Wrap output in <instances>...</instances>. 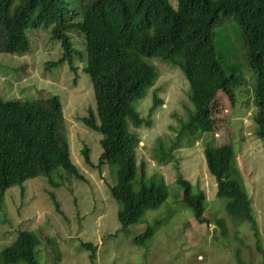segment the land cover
<instances>
[{"label": "trees", "instance_id": "16d2710c", "mask_svg": "<svg viewBox=\"0 0 264 264\" xmlns=\"http://www.w3.org/2000/svg\"><path fill=\"white\" fill-rule=\"evenodd\" d=\"M220 15L233 16L241 27L247 64L256 73L255 134L264 141V0H176V6L170 0H0V53L23 55L30 49L28 30L50 28L63 53L48 66L67 62L76 71L73 57L78 52L69 32L75 30L83 36V72L92 84L95 110H89L81 121L101 135L102 152L96 167L107 165L114 171L115 184L109 190L121 206L117 212L120 230L139 222L147 210L157 209L168 197L162 178L145 179L144 163L140 166L139 188L133 187L139 166L132 153L140 140L131 127H149L151 114L161 104L154 95L147 118L134 105L158 77L147 60L170 62L182 70L189 83L192 110L180 123L175 146L214 131L212 104L219 91L232 102L235 99L234 88L243 78L222 65L215 48L212 29ZM63 124L58 96L33 101L0 99V197L12 186L42 175L48 178L57 169L84 180L71 160ZM173 148L165 151L159 142V157L166 163L173 162ZM203 153L216 182L217 196L227 200V215L257 231L251 198L237 177L238 171L232 168L233 144L209 145ZM82 155L87 165L94 166L88 148ZM230 171L237 178L230 177ZM48 181L59 187L51 178ZM176 181L182 188V201L195 220L207 223L204 192L194 191L180 174ZM50 197L56 204L53 193ZM219 223L223 225V221ZM153 234V226L148 225L134 242L144 246ZM39 243L34 232L20 230L14 242L0 252V264H39L35 257ZM84 246L90 250L93 263L95 248Z\"/></svg>", "mask_w": 264, "mask_h": 264}, {"label": "rangeland", "instance_id": "374dc122", "mask_svg": "<svg viewBox=\"0 0 264 264\" xmlns=\"http://www.w3.org/2000/svg\"><path fill=\"white\" fill-rule=\"evenodd\" d=\"M170 2L176 6V0ZM212 34L222 65L240 74L243 80L234 88L233 102L222 91L216 94L212 104L214 131L189 143H174L180 123L188 119L192 110L184 73L168 61L147 60L158 77L144 98L134 105L147 118L154 95L161 104L151 114L149 127H131L140 140L132 153L139 166L133 187L139 188L140 166L144 163L145 179L162 178L168 197L160 207L147 210L139 222L125 230H120L117 219L121 206L109 190L115 184L114 171L107 165L96 167L102 152L101 135L81 121L89 110H95L92 84L83 72V36L75 30L69 32L78 52L73 57L76 71L67 62L48 66L63 53L50 28L28 30L27 53H0V99L33 101L58 96L71 160L84 176L80 181L57 169L48 178L59 183V187L42 175L7 189L0 197V252L14 242L20 230H27L40 240L35 250L39 264H264V141L256 136L253 120L256 73L248 67L241 27L233 16L220 15ZM159 142L165 151L174 146L173 162L166 163L159 157ZM229 142L234 146L232 168L235 173L238 171L237 177L251 198L257 231L227 215V200L217 196L215 179L207 169L205 147ZM85 147L95 167L85 163ZM178 174L191 183L194 191L204 192L207 223H198L182 201ZM229 176L235 177L231 171ZM148 225L154 228L153 236L144 246L137 245L134 238ZM84 244L95 248L93 263Z\"/></svg>", "mask_w": 264, "mask_h": 264}]
</instances>
